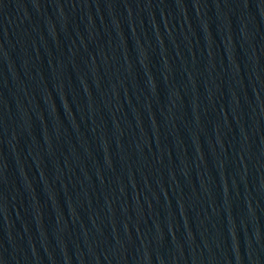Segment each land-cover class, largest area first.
I'll list each match as a JSON object with an SVG mask.
<instances>
[{"label": "water", "instance_id": "obj_1", "mask_svg": "<svg viewBox=\"0 0 264 264\" xmlns=\"http://www.w3.org/2000/svg\"><path fill=\"white\" fill-rule=\"evenodd\" d=\"M0 264H264V0H0Z\"/></svg>", "mask_w": 264, "mask_h": 264}]
</instances>
